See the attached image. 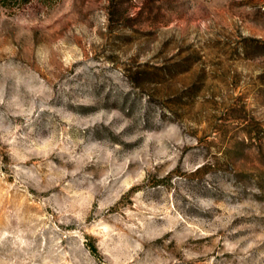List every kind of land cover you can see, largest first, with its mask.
I'll return each mask as SVG.
<instances>
[{"label":"rangeland","instance_id":"1","mask_svg":"<svg viewBox=\"0 0 264 264\" xmlns=\"http://www.w3.org/2000/svg\"><path fill=\"white\" fill-rule=\"evenodd\" d=\"M0 264H264V0H0Z\"/></svg>","mask_w":264,"mask_h":264}]
</instances>
